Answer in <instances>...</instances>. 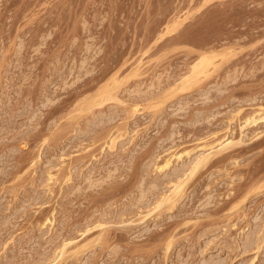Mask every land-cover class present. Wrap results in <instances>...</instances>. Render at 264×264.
<instances>
[{"label":"rangeland","instance_id":"1","mask_svg":"<svg viewBox=\"0 0 264 264\" xmlns=\"http://www.w3.org/2000/svg\"><path fill=\"white\" fill-rule=\"evenodd\" d=\"M0 264H264V0H0Z\"/></svg>","mask_w":264,"mask_h":264},{"label":"bare ground","instance_id":"2","mask_svg":"<svg viewBox=\"0 0 264 264\" xmlns=\"http://www.w3.org/2000/svg\"><path fill=\"white\" fill-rule=\"evenodd\" d=\"M207 4H209V3H207ZM204 6H205V5H204ZM198 8H199V7H198ZM234 9H235V8H234ZM237 10H238V9H237ZM234 11H235V10H234ZM183 21H184V20H183ZM180 25H181V24H180ZM214 47H215V46H214ZM212 52H213V51H212ZM203 54H204V53H203ZM206 56H208V55L206 54V55H205V58H207ZM201 57L203 58L204 56H201ZM208 58H210V57H208ZM215 58H216V57H214V59H215ZM200 59H201V58H200ZM202 60H203V59H202ZM205 60H206V59H205ZM205 60H204V61H205ZM208 60H210V59H208ZM212 60H213V59H211V61H210L211 64H213V61H214V60H213V61H212ZM204 61H203V62H204ZM203 62L200 61V63H203ZM206 62H207V61H206ZM208 62H209V61H208ZM208 62H207V63L204 62L206 65L203 63V65L201 64L202 66H201L200 63H199V65H200L201 67H200V66L197 67V66L195 65V64H196V63H195V64H194L195 67H193L194 69H192L191 71H194V70H196V69L198 68V70H200V72L198 71V73H197V71H194L195 73L199 74V73L204 72V67H205V66H208L209 63H210V62H209V63H208ZM197 65H198V63H197ZM199 68H201V69L203 68V71H201V69H199ZM194 72H193V73H194ZM193 73H191V74H192V75H195V74H193ZM197 74H196V75H197ZM196 75H195V76H196ZM178 81H179V80H178ZM190 86H192V85H190ZM117 98H118V97H117ZM117 98H116V99H117ZM108 99H110V98H108ZM93 108H94V106H93ZM257 113H258V112H257ZM248 122H249V121H248ZM253 122H254V121H253ZM231 142H232V141H230V142H228V143H225V144H224V142H221V145H222L221 148H222V149H225V150H226L227 147L230 148L229 144H230ZM231 144H232V143H231ZM208 145H209V144H208ZM211 146H212V145H211ZM232 146H233V145H232ZM223 151H224V150H223ZM219 152H220V151H219ZM221 152H222V151H221ZM182 154H183V153L178 154L177 152H175V153L172 154L171 156L169 155L170 158L168 159L167 164L170 163V159H171L174 155L177 156V158H178V160H179V159L182 158ZM187 154H190V152H187L186 155H187ZM211 155H212V154H211ZM194 156H195V155H194ZM194 156H193V157H194ZM208 157H209V156H208ZM208 157L200 158V159L196 162V164H195V170H196V167L200 166V164L203 163L204 160H207ZM206 163H207V162H206ZM192 170H193V169H192ZM193 171H194V170H193ZM193 171H192V173H193ZM181 189H182L181 186H177L176 189H175L174 194H175V195L178 194V193L181 191ZM173 191H174V190H173ZM167 195H168V194H167ZM168 196H169V195H168ZM168 196H167V197H168ZM167 197L165 196V199H166ZM169 198H170V199H169ZM173 198L175 199V197H172V199H173ZM167 200H168V201L171 200V196H169L165 201H167ZM168 201H167V202H168ZM174 201H175V200H174ZM167 202H166V203H167ZM161 203H162V202H161ZM167 204H169V203H167ZM172 204H173V203H172ZM159 205H160V203H159ZM161 206H162V205H161ZM170 206H172V205H170ZM158 208H159V207H158ZM50 219H51V218H50ZM105 234H106V233H105ZM65 245H66V244H65ZM65 247H66V246H65ZM60 251L62 252V250H59V252H60ZM62 253H63V252H62ZM60 256H61V255H60ZM55 257H56V256H55ZM58 257H59V256H58ZM55 260H56V259H55Z\"/></svg>","mask_w":264,"mask_h":264}]
</instances>
